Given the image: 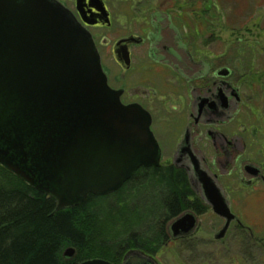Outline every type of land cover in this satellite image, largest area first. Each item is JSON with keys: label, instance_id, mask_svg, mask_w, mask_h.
I'll use <instances>...</instances> for the list:
<instances>
[{"label": "water", "instance_id": "1", "mask_svg": "<svg viewBox=\"0 0 264 264\" xmlns=\"http://www.w3.org/2000/svg\"><path fill=\"white\" fill-rule=\"evenodd\" d=\"M90 1L109 23L103 1ZM73 14L58 0H0V165L54 198L57 210L112 194L161 160L149 114L110 88L92 35ZM203 183L206 200L226 220L214 236L222 239L235 216L212 183ZM193 216L170 225L173 239L191 233ZM62 255L69 262L75 250ZM152 262L132 250L121 264Z\"/></svg>", "mask_w": 264, "mask_h": 264}, {"label": "flooded vegetation", "instance_id": "2", "mask_svg": "<svg viewBox=\"0 0 264 264\" xmlns=\"http://www.w3.org/2000/svg\"><path fill=\"white\" fill-rule=\"evenodd\" d=\"M102 1L109 23L90 0L81 1V14L76 0L69 9L92 35L102 68L108 55L111 76L105 74L110 88L121 92L124 105H139L149 114L161 151L158 167L183 171L190 200L196 197L204 204L202 213L188 208L173 217L165 244L200 245L196 237L206 214H214L225 225L226 220L206 200L203 181L212 183L235 216L224 238L216 239L214 234L206 244L222 242L229 230L247 234L255 245L264 244V238H256L246 225L230 196L243 195L246 200L264 189V165H256L253 151L249 154L248 150L252 135L258 138L262 131L264 73L241 68L236 51L229 62L223 52L217 55L206 50V39L217 35L209 30L215 21L207 18L206 0H134V7L132 0H125L121 27L110 4ZM142 2L144 8L138 7L136 15L134 8ZM186 214L195 217L193 230L173 239L170 225ZM132 250L140 249L127 252ZM144 254L152 257V264H160L155 255Z\"/></svg>", "mask_w": 264, "mask_h": 264}, {"label": "trees", "instance_id": "3", "mask_svg": "<svg viewBox=\"0 0 264 264\" xmlns=\"http://www.w3.org/2000/svg\"><path fill=\"white\" fill-rule=\"evenodd\" d=\"M191 195L183 171L147 167L136 170L112 194L89 195L77 206L57 210L54 198L0 165V264L92 259L121 264L132 248L156 255L168 240L166 228L173 217L188 208L202 213L203 202L196 197L191 201ZM238 239L244 250L255 246L247 234ZM68 248L75 250L69 262L62 255Z\"/></svg>", "mask_w": 264, "mask_h": 264}, {"label": "rangeland", "instance_id": "4", "mask_svg": "<svg viewBox=\"0 0 264 264\" xmlns=\"http://www.w3.org/2000/svg\"><path fill=\"white\" fill-rule=\"evenodd\" d=\"M59 1L63 5H67L68 8L73 9L74 0ZM105 1L110 4L114 13H116V19L121 27L125 21L123 17V10L126 7L125 0ZM132 1L131 5L134 7V0ZM143 3H138L134 8L133 12L136 15L138 7L144 8ZM206 4L208 5L206 8L209 9L207 18L215 21V28L212 25L209 30L217 34L214 39H206L208 44L206 50L217 55L223 52L227 61L233 60L229 56L236 51V61L241 68L249 71L255 68L254 70L259 74L264 73V0H206ZM220 47L223 50H215V48L219 49ZM106 57H104L103 69L109 77L111 73L108 67L109 61ZM249 71L248 73H250ZM254 76L256 77V75ZM256 78L259 79V77ZM263 118L264 114H262V131L259 129L261 134L258 138L253 134L254 140H250L248 145L249 154L253 151L252 158L256 165H264ZM261 191V193L246 200L243 195H230L234 208L237 209L239 214H243L241 215L242 219L246 225L251 227L256 238H264V189ZM202 219L201 231L196 237L200 245L195 247L189 245L188 241L165 244L158 249L155 255L156 260L160 264H264V248H261L264 247V244H260L259 247L255 245L251 251H247L237 243L236 239L243 232L229 230L222 242L206 244L207 240H213V235L221 229L223 224L214 214H206ZM192 246L194 247L192 248Z\"/></svg>", "mask_w": 264, "mask_h": 264}]
</instances>
